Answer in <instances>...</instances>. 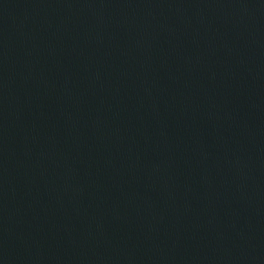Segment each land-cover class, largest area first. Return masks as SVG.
I'll return each instance as SVG.
<instances>
[{"label": "water", "instance_id": "95a60500", "mask_svg": "<svg viewBox=\"0 0 264 264\" xmlns=\"http://www.w3.org/2000/svg\"><path fill=\"white\" fill-rule=\"evenodd\" d=\"M0 264H264V0H0Z\"/></svg>", "mask_w": 264, "mask_h": 264}]
</instances>
